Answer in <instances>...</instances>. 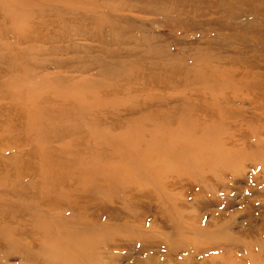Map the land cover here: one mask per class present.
<instances>
[{
	"label": "rangeland",
	"instance_id": "1",
	"mask_svg": "<svg viewBox=\"0 0 264 264\" xmlns=\"http://www.w3.org/2000/svg\"><path fill=\"white\" fill-rule=\"evenodd\" d=\"M18 1L28 5L21 6ZM18 1L0 0V112L2 115L0 118L2 120L4 117L8 121V118L12 117L11 108H22L21 104L14 103L18 98L15 87L19 84L12 79L13 75L20 74L17 69L22 66L21 61L27 58L25 53L30 52V56L44 61L50 49L49 45L32 43L28 37L24 35L20 37V34L14 33V29L21 27L23 22L25 25H32L35 21L45 23L49 35L54 38L52 42L58 49L56 52L58 55L53 57L54 60L76 69L74 76L77 78L75 77L74 82L77 96H98L95 94L97 91L82 90L80 82L85 81L94 85L108 81L111 85L115 83L111 79L113 76L111 70L120 69V66L113 62L116 59L112 55L123 58L126 64H131V69L138 68L144 61L139 54L159 56L158 59L170 65H188L201 60L196 62L197 70H201L204 65L231 70L235 68L232 61L228 66H223L222 59H219L221 57L231 60L244 57L254 64H259L257 61L264 64V48L256 51L250 41L254 30L264 25V0H54L51 3H47L50 0ZM29 1L32 6L38 1L40 8L42 10L44 8L43 19L36 17L35 20H30V23L24 21L31 11L36 14L35 10L40 9L39 6L37 7L38 2L35 6L37 8H30ZM25 7H27L26 11ZM17 36L20 37V43L17 41ZM261 41L264 43V40ZM144 64L149 67L154 66L151 60ZM46 66L49 71L59 70L51 63ZM84 69L90 71L81 74ZM12 71L16 72L12 73ZM62 71L64 69L60 70L61 75L68 76ZM151 72L159 73L157 70ZM251 73L254 74V78L260 75L264 77V71ZM9 96L12 98L11 103L6 99ZM233 101L235 104L228 106L226 119L220 121L218 128H250L257 141L262 139L264 142V135L259 137L258 134L260 128L264 129V92L253 91L249 97L245 99L239 97ZM122 103L127 104L125 101ZM183 106L184 103L181 101L163 105L139 104L132 109L131 118L136 120L140 115H146L144 117L146 123L144 126H137L139 128L135 127L136 129L123 128V132L134 134L144 128H153L147 124L160 123L166 118L169 109L180 110ZM185 106L188 107L187 104ZM176 117L179 115L177 114ZM2 123L3 121L0 120V126ZM104 131L108 129L0 128V180L6 181L9 188L0 189L2 212H0V224L5 220L9 221V218H13L10 222H18L19 225L29 224L32 221L42 223L44 220L49 224L65 222L67 216L63 218L57 209L50 208L51 204L58 205L60 200L64 202L65 200L48 198L38 201V195L43 193L38 189L39 183L59 174L83 175L82 172L89 169L86 164L90 158H92L90 167L92 172L97 171L96 168L103 170L105 168L106 172L108 167H116L122 159L123 167L119 173L123 174L134 160L132 158L134 152L131 150L126 154L124 150V153L119 155L122 148L106 151L104 144L109 143V140L106 139ZM72 132L77 134L70 138ZM102 138H105V141H102ZM262 151L264 152V149ZM262 160L260 166L264 170V156ZM236 168L241 173L237 174ZM87 173L84 176L94 177L92 174L95 173ZM227 174L228 185L224 189L221 188L215 196L198 195L195 191L185 201L187 209L193 214L200 207L198 214L205 228L200 231L201 235L197 238H194L198 235L195 231L182 234L183 240L194 238L193 240L196 241L194 248L181 246L174 250L172 244L181 236L177 238L171 227L172 222L151 210L148 213L149 220L159 229L155 234L156 238L153 239L154 242L145 243L142 245L143 249L138 248L134 252L123 249V254L119 253L121 255L114 257L115 263L264 264V173L261 170L254 171V168L247 163L246 167L235 166ZM108 177L109 175L105 176ZM187 179H190L191 183L195 182H192L191 178ZM176 180L178 183L186 184L185 178H176ZM112 184L113 180L105 182L108 187H112ZM223 191L228 194H222ZM205 235L227 245L222 248L221 244L215 245L214 241L212 245L206 240ZM169 241L172 244L167 245ZM18 242L25 244L30 250L34 249L33 253L36 257L28 261V264H55L54 253L51 256L46 252L45 247L48 244L44 237L32 238L26 233ZM186 243L190 242L186 241ZM15 253L10 252L6 259L0 258V263L24 264L22 256Z\"/></svg>",
	"mask_w": 264,
	"mask_h": 264
},
{
	"label": "bare ground",
	"instance_id": "2",
	"mask_svg": "<svg viewBox=\"0 0 264 264\" xmlns=\"http://www.w3.org/2000/svg\"><path fill=\"white\" fill-rule=\"evenodd\" d=\"M18 3L21 6L23 4ZM36 4L32 6L31 3L29 7H35ZM23 5L28 3L24 2ZM38 6L41 7L40 3ZM40 9L35 10L36 14L31 11L32 15L26 16L27 20L24 21L30 23L36 17L42 18L44 8ZM254 31L250 41L253 48L259 51L264 48L261 41L264 40V25ZM48 32L42 21H35L32 25L23 22L21 27L14 29V33L20 34V37L24 35L32 43L49 45L50 49L44 61L30 56V52L25 53L27 58L24 61L20 60L23 63L17 69L20 74H12V80L19 84L15 87L18 98L14 103L21 104L22 108H11L12 117L8 121L4 117L3 120L0 118L3 121L0 128H104L108 129L104 133L109 140L106 143L108 145L104 144L105 150L122 148L119 155L124 150L126 154L132 150L134 160L121 174L122 159L116 167H108L106 172L105 168H96L97 171L92 172L90 158L86 164L89 169L84 170L83 175L59 174L39 183L38 189L43 193L38 195L37 200H65H60L58 205L51 204L50 208L57 209L59 215L63 218L67 216L69 221L65 219L67 222L49 224L44 220L42 223L32 221L20 225L10 222L13 218L3 221L0 224V258L6 259L10 252L21 255L24 264L35 258L33 248L30 250L18 242L29 233L32 238H45L48 244L46 252L51 256L54 253L55 264H116L114 257L123 254V249L134 252L135 249H143L145 243L154 242L159 229L149 220L148 213L151 210L172 222L171 227L177 238L181 236L175 243L169 241L167 245L172 244L174 250L181 246L194 248L196 241L193 239L201 235L200 231L205 228L198 214L200 207L195 214L187 209L185 201L188 197L195 191L198 195L215 196L228 185L227 172L237 165L246 167L249 163L254 171L261 170L264 173L260 166L263 163L264 142L262 139L257 141L252 129L218 128L220 121L226 119L228 106L235 104V98L245 99L253 91L264 92L263 75L254 78L251 73L264 71V64L260 61L257 63L261 65L254 64L244 57L238 60L221 57L219 59H222L223 66H228L232 61L235 68L231 70L204 65L201 70H197L196 62L201 60L188 65H170L158 59L159 56L139 54L144 61L138 68L131 69V64H126L123 58L112 55L116 59L113 62L120 66V69L111 70V79L115 83L111 85L108 81L94 85L80 82L82 90L97 91L95 94L98 96H77L74 82L76 69L54 60L58 49ZM20 37L17 38L18 42ZM150 60L154 64L152 67L144 64ZM49 63L59 70L49 71L46 66ZM62 69L68 76L59 73ZM151 70L159 73L155 74ZM88 71L84 69L81 74ZM6 99L12 102L11 96ZM122 101L127 104L124 105ZM180 101L184 103L180 110L169 109L163 121L147 124L153 128L135 130L134 134L123 132V128H139L137 126L146 123V115H140L136 120L131 118L132 109L137 105H163ZM177 114L179 117H176ZM73 133L70 138L77 134ZM258 134L259 137L264 135V129L260 128ZM86 172L95 173L92 174L94 177L84 176ZM236 172L241 173L237 168ZM106 175L109 177L105 178ZM176 178H185L186 184L178 183ZM187 178L195 182L191 183ZM110 180H113L112 187L105 185ZM7 184L0 180V189L8 190ZM222 194L228 193L223 191ZM193 231L198 234L193 239H182V234ZM206 238L211 244L212 241L215 245L221 244L222 248L227 245L216 241L214 237Z\"/></svg>",
	"mask_w": 264,
	"mask_h": 264
}]
</instances>
